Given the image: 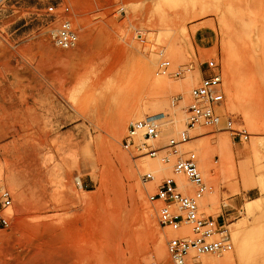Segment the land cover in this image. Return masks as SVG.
Instances as JSON below:
<instances>
[{"label":"rangeland","instance_id":"obj_1","mask_svg":"<svg viewBox=\"0 0 264 264\" xmlns=\"http://www.w3.org/2000/svg\"><path fill=\"white\" fill-rule=\"evenodd\" d=\"M64 17L78 37L71 49L53 41ZM209 59L221 74L220 119L188 128ZM148 116L157 138L124 148L129 125ZM227 119L248 138L235 139ZM183 131L190 139L174 152ZM189 153L208 186L198 213L230 235L222 252L236 256L239 229L235 264H264V0H0V185L12 195L0 264H174L167 240L189 232L162 227L149 195L178 182L173 166Z\"/></svg>","mask_w":264,"mask_h":264},{"label":"built area","instance_id":"obj_2","mask_svg":"<svg viewBox=\"0 0 264 264\" xmlns=\"http://www.w3.org/2000/svg\"><path fill=\"white\" fill-rule=\"evenodd\" d=\"M68 11V7H64L62 14H67ZM47 13L54 15L57 13V8L49 6ZM53 41L62 49H71L77 45L78 37L68 17L61 20L59 28L53 35ZM168 64L167 60L160 62V72L166 73ZM204 70L205 73L200 83L191 91L194 102L188 107V128L198 124L215 125L220 119L214 111V107L223 101L221 74L217 60H207ZM226 125L235 139L248 138L249 133L245 129L233 128L229 119ZM137 135L147 139L156 138L158 127L149 118L131 123L122 142L124 148H128ZM188 139L190 138L186 136V131H183L180 139H170L169 147L177 152V145ZM149 153L154 154L155 150H150ZM173 171L185 175L188 181L195 186L194 193L192 195L183 194L178 182L172 177H167L159 185L157 191L149 195L150 200L161 202L158 208V221L162 227L170 228L172 231L185 228L189 232L187 235H173L167 240V252L173 263L199 264L198 257L202 254H217L230 250L231 238L225 222L212 217H201L198 213V201L207 191L208 186L197 166L195 153H189L187 157L178 159L173 166ZM151 178L152 175L147 173L143 175L142 181L146 182ZM11 205L10 191L0 185V227L9 225Z\"/></svg>","mask_w":264,"mask_h":264},{"label":"bare ground","instance_id":"obj_3","mask_svg":"<svg viewBox=\"0 0 264 264\" xmlns=\"http://www.w3.org/2000/svg\"><path fill=\"white\" fill-rule=\"evenodd\" d=\"M169 69V64H168V67H167V70ZM159 72H160V69H159ZM161 74H166V73H162V72H160ZM190 83H191V81H190ZM250 95V94H249ZM137 112H139V111H137ZM133 113V112H132ZM138 115V114H137ZM146 118H149V119H152L153 120V122L156 124V126L158 127V123L156 122V120H154L153 118H151V117H146ZM122 121V120H121ZM119 124H117V127L118 128H116L115 127V129H119V126H118ZM158 134H159V128H158ZM158 136V135H157ZM186 136L188 137V134H187V131H186ZM180 137H181V134H180ZM180 137L178 138V139H180ZM157 138V137H156ZM156 138H154V139H156ZM142 138L139 136V138H138V140H139V142H138V146H143V142H141L140 140H141ZM172 139H174V138H172ZM178 139H175V140H178ZM259 140V139H258ZM228 141V140H227ZM254 142H255V140H254ZM168 146H169V144H168ZM171 148V147H170ZM230 148V147H229ZM150 150H155V148L153 147V149H150ZM149 155H152V153L150 154L149 153ZM156 163H154V162H152V161H149V162H147V164H146V166L151 170V171H155V170H157L158 169V165L156 166L155 165ZM177 174V173H176ZM177 178H178V182L180 183V184H183V183H186L185 181V178L184 177H182L181 175H179V174H177ZM187 179V178H186ZM187 181H188V179H187ZM248 183H249V181H247ZM178 183V184H179ZM179 184V187H180V189H182L183 187L181 186ZM260 206V203H258V202H251V203H249L248 202V204H247V207H246V209L247 210H250L251 208H253V207H259ZM233 234H234V237L236 238V239H239L240 241H239V246H238V249H237V253H236V256H234L232 253H227V252H222V253H217V255L215 256V257H213V258H209V259H203V260H201V263L202 264H235V261L236 260H240L241 259V257L243 256V253H244V251H245V233L244 232H241V230H239V229H235V231L233 232ZM160 248V247H159ZM159 248H158V250H159ZM159 254L158 255H160V256H162V255H164V249L161 247L160 248V250H159V252H158Z\"/></svg>","mask_w":264,"mask_h":264},{"label":"crops","instance_id":"obj_4","mask_svg":"<svg viewBox=\"0 0 264 264\" xmlns=\"http://www.w3.org/2000/svg\"><path fill=\"white\" fill-rule=\"evenodd\" d=\"M196 38H197V40H198L199 42H202V41H205V40L208 39V37L205 36L204 34H202L201 36H198V35H197Z\"/></svg>","mask_w":264,"mask_h":264}]
</instances>
